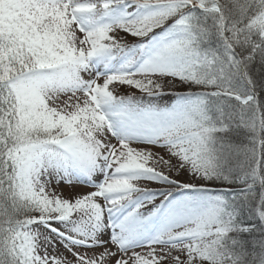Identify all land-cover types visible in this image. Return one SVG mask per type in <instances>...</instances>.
<instances>
[{"label": "snow or ice", "instance_id": "obj_1", "mask_svg": "<svg viewBox=\"0 0 264 264\" xmlns=\"http://www.w3.org/2000/svg\"><path fill=\"white\" fill-rule=\"evenodd\" d=\"M0 264H264V0H0Z\"/></svg>", "mask_w": 264, "mask_h": 264}, {"label": "rangeland", "instance_id": "obj_2", "mask_svg": "<svg viewBox=\"0 0 264 264\" xmlns=\"http://www.w3.org/2000/svg\"><path fill=\"white\" fill-rule=\"evenodd\" d=\"M127 40L128 42L132 43L135 41V38H132L131 36L127 37ZM177 90V89H176ZM178 90H186L185 88H180ZM121 93H127L129 92L130 90L127 89V88H122L120 89ZM135 95L137 97H140L142 94L139 93L138 91L135 92ZM172 100H170L169 98L168 99H165V100H159V101H155V103H158L160 106H165L166 104L170 103ZM154 151H162L161 149H154ZM144 184V186H147L149 188H157L159 187V185H156V184H152V183H149V182H142ZM215 187H220V185H215ZM93 189L90 188V187H87L85 185H82V184H78V185H75V186H68V185H60L58 188H57V191L58 192H61L63 193V195L65 197H71V196H74V195H78V194H81V193H85V192H88V191H92ZM61 251H63V249H61ZM67 255V253H65Z\"/></svg>", "mask_w": 264, "mask_h": 264}, {"label": "trees", "instance_id": "obj_3", "mask_svg": "<svg viewBox=\"0 0 264 264\" xmlns=\"http://www.w3.org/2000/svg\"><path fill=\"white\" fill-rule=\"evenodd\" d=\"M132 38H133V37H132ZM179 89H180V88H179ZM176 91L183 92L184 90L181 91V90H178V89H177ZM185 91H186V90H185Z\"/></svg>", "mask_w": 264, "mask_h": 264}]
</instances>
